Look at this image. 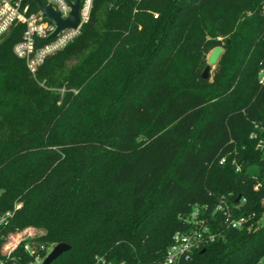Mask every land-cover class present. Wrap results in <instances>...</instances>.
Here are the masks:
<instances>
[{"label":"trees","instance_id":"16d2710c","mask_svg":"<svg viewBox=\"0 0 264 264\" xmlns=\"http://www.w3.org/2000/svg\"><path fill=\"white\" fill-rule=\"evenodd\" d=\"M22 33L0 39V246L33 227L42 257L70 245L51 264H161L198 208L216 239L181 264L261 260L264 0H93L35 76ZM0 258L32 260L23 243Z\"/></svg>","mask_w":264,"mask_h":264},{"label":"built area","instance_id":"2783aa9c","mask_svg":"<svg viewBox=\"0 0 264 264\" xmlns=\"http://www.w3.org/2000/svg\"><path fill=\"white\" fill-rule=\"evenodd\" d=\"M41 1L44 5H51L55 11L59 12L60 17L65 19L69 16L72 4L76 0ZM92 3L93 0H80L78 11L79 25L76 28L62 29L56 36L51 37L57 26L50 19L43 16L37 4V10H33L28 0H0V39L9 33L13 27L17 25L23 26V33L20 40L14 44L13 53L24 60L29 72L35 76L39 67L49 55L63 49L79 34L81 26L90 16ZM259 82H264V66L260 71ZM258 147L264 150V135L259 138ZM19 206L17 205L16 207ZM198 212L197 208L194 212L193 221L195 227L193 229L186 232L177 231L174 234L172 243L168 247L166 256L161 264H181L190 259L194 250L216 239V235L208 231L204 219L198 217ZM10 215V212L0 215V225ZM224 215L226 224L232 228H241L248 222L247 217H236L227 207L224 210ZM262 218L264 219V214ZM36 230V228L27 227L14 233H9L0 246V255L9 258L14 250L23 243L24 250L32 257L30 264H41L49 252L45 257L38 253L35 247V238L40 234H37ZM0 264L7 263L0 258ZM97 264H101L100 259L97 260ZM102 264L109 263L102 262ZM257 264H264V255Z\"/></svg>","mask_w":264,"mask_h":264},{"label":"water","instance_id":"95a60500","mask_svg":"<svg viewBox=\"0 0 264 264\" xmlns=\"http://www.w3.org/2000/svg\"><path fill=\"white\" fill-rule=\"evenodd\" d=\"M41 10L44 17L50 19L53 23L56 24V30L51 35V37L56 36L62 29L66 28H76L80 23L79 18V3L80 0H76L72 4V10L69 16L65 19L60 17L59 12L55 11L51 5H44L41 0H34ZM210 76V66H206L203 71L202 77L208 78ZM241 195L237 196L236 201L240 200ZM70 248V245L60 242L53 246L47 256L44 258L41 264H51L57 257H59L62 253L67 251Z\"/></svg>","mask_w":264,"mask_h":264},{"label":"rangeland","instance_id":"374dc122","mask_svg":"<svg viewBox=\"0 0 264 264\" xmlns=\"http://www.w3.org/2000/svg\"><path fill=\"white\" fill-rule=\"evenodd\" d=\"M155 13H156V12H155ZM221 52H222V48H221V47H215V48L212 49V50L208 53V55H207L208 65L210 66V75L212 74L213 70H214L215 67H216L217 60H218V58H219ZM69 64H70V63H69ZM39 84H40L42 87L46 88V89H49V90H53V89H54V88H51V87L46 86V84H45L44 81L39 82ZM28 161H29V160H27L25 163L27 164ZM11 173H12V172H11ZM16 204H19V203H15V205H16ZM36 232H37V234H40V235L42 234V231H40V230H39V231L36 230Z\"/></svg>","mask_w":264,"mask_h":264}]
</instances>
